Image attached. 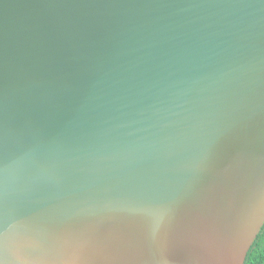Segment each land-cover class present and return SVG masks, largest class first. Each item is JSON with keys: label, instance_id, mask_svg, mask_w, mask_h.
<instances>
[{"label": "water", "instance_id": "obj_1", "mask_svg": "<svg viewBox=\"0 0 264 264\" xmlns=\"http://www.w3.org/2000/svg\"><path fill=\"white\" fill-rule=\"evenodd\" d=\"M264 226V0H0V264H245Z\"/></svg>", "mask_w": 264, "mask_h": 264}, {"label": "trees", "instance_id": "obj_2", "mask_svg": "<svg viewBox=\"0 0 264 264\" xmlns=\"http://www.w3.org/2000/svg\"><path fill=\"white\" fill-rule=\"evenodd\" d=\"M245 264H264V226L248 252Z\"/></svg>", "mask_w": 264, "mask_h": 264}]
</instances>
